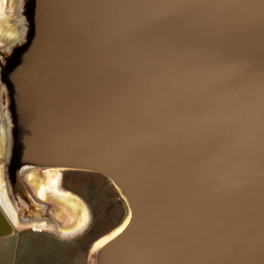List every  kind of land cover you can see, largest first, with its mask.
Segmentation results:
<instances>
[{
    "label": "water",
    "instance_id": "water-1",
    "mask_svg": "<svg viewBox=\"0 0 264 264\" xmlns=\"http://www.w3.org/2000/svg\"><path fill=\"white\" fill-rule=\"evenodd\" d=\"M22 5L8 182L106 176L129 219L92 264H264V0Z\"/></svg>",
    "mask_w": 264,
    "mask_h": 264
},
{
    "label": "bare ground",
    "instance_id": "bare-ground-1",
    "mask_svg": "<svg viewBox=\"0 0 264 264\" xmlns=\"http://www.w3.org/2000/svg\"><path fill=\"white\" fill-rule=\"evenodd\" d=\"M22 1L0 0V206L18 227L49 229L71 236L86 225L87 206L78 196L60 188L59 168L37 170L32 166L21 169L20 175L26 185L23 188L16 187L5 177L4 160L11 152V133L16 129L10 117L13 101L7 85L2 83V76L8 73L6 57L23 44L28 31ZM13 136L15 141V132ZM128 219L129 216L111 233L95 241L93 251H101L123 230Z\"/></svg>",
    "mask_w": 264,
    "mask_h": 264
},
{
    "label": "rangeland",
    "instance_id": "rangeland-1",
    "mask_svg": "<svg viewBox=\"0 0 264 264\" xmlns=\"http://www.w3.org/2000/svg\"><path fill=\"white\" fill-rule=\"evenodd\" d=\"M59 186L86 204L87 223L71 236L43 229L15 228L0 240V264H92L95 241L111 233L128 216V207L103 174L61 171Z\"/></svg>",
    "mask_w": 264,
    "mask_h": 264
},
{
    "label": "crops",
    "instance_id": "crops-1",
    "mask_svg": "<svg viewBox=\"0 0 264 264\" xmlns=\"http://www.w3.org/2000/svg\"><path fill=\"white\" fill-rule=\"evenodd\" d=\"M1 239H5V237H4V238H0V240H1Z\"/></svg>",
    "mask_w": 264,
    "mask_h": 264
},
{
    "label": "flooded vegetation",
    "instance_id": "flooded-vegetation-1",
    "mask_svg": "<svg viewBox=\"0 0 264 264\" xmlns=\"http://www.w3.org/2000/svg\"><path fill=\"white\" fill-rule=\"evenodd\" d=\"M37 230V229H36Z\"/></svg>",
    "mask_w": 264,
    "mask_h": 264
}]
</instances>
